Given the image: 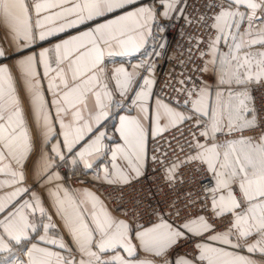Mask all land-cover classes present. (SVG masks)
I'll return each instance as SVG.
<instances>
[{
  "label": "snow or ice",
  "instance_id": "snow-or-ice-1",
  "mask_svg": "<svg viewBox=\"0 0 264 264\" xmlns=\"http://www.w3.org/2000/svg\"><path fill=\"white\" fill-rule=\"evenodd\" d=\"M0 29V264H264V0H0Z\"/></svg>",
  "mask_w": 264,
  "mask_h": 264
},
{
  "label": "built area",
  "instance_id": "built-area-1",
  "mask_svg": "<svg viewBox=\"0 0 264 264\" xmlns=\"http://www.w3.org/2000/svg\"><path fill=\"white\" fill-rule=\"evenodd\" d=\"M191 32L192 30L189 29ZM167 38L169 40V43L171 45L169 49V54H171L172 50L175 49L177 52L184 51L188 47V41L186 39L182 40L179 35H178V29L173 30L171 27L168 29V35ZM178 45H183V48H179ZM185 55H187V52L185 51ZM135 62V61H132ZM176 62L174 60L170 61L167 58H160L158 60V68H157V73L163 81L166 77L167 74L171 71L173 76L176 75L177 72H179V66H177L175 69H173V65ZM255 95L257 96L258 100L260 97V92H256ZM111 207V205H110ZM187 247V246H185ZM184 248H181L180 251H183Z\"/></svg>",
  "mask_w": 264,
  "mask_h": 264
},
{
  "label": "crops",
  "instance_id": "crops-1",
  "mask_svg": "<svg viewBox=\"0 0 264 264\" xmlns=\"http://www.w3.org/2000/svg\"><path fill=\"white\" fill-rule=\"evenodd\" d=\"M29 2H31V0H29ZM4 43H5L4 32L2 29H0V44H4ZM43 46H46V45H43ZM25 106L27 107V104Z\"/></svg>",
  "mask_w": 264,
  "mask_h": 264
}]
</instances>
